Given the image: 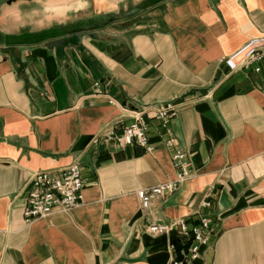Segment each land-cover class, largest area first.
<instances>
[{
  "label": "crops",
  "instance_id": "crops-1",
  "mask_svg": "<svg viewBox=\"0 0 264 264\" xmlns=\"http://www.w3.org/2000/svg\"><path fill=\"white\" fill-rule=\"evenodd\" d=\"M260 35L264 0L1 1L0 264H171L189 235L148 226L201 213L212 234L192 264H264V63H223ZM133 111L150 151L94 142ZM167 136L192 176L142 211L136 191L175 176ZM74 162L81 203L25 223L31 175Z\"/></svg>",
  "mask_w": 264,
  "mask_h": 264
},
{
  "label": "built area",
  "instance_id": "built-area-1",
  "mask_svg": "<svg viewBox=\"0 0 264 264\" xmlns=\"http://www.w3.org/2000/svg\"><path fill=\"white\" fill-rule=\"evenodd\" d=\"M223 63L229 72L250 65H254L256 72L260 71V64L264 63V35L248 39L240 48L228 55ZM176 112L177 104L175 101L163 103L155 108L154 119L159 122L160 129L164 134L169 132V120ZM99 141L114 142L122 148L136 144L146 151L152 149L148 143V124L144 120L143 113L138 111L132 112V121L123 128L121 134L116 135L110 131L94 139V142ZM164 143L173 149L171 159L175 176L172 180L136 191L142 211L150 208L153 198L174 193L192 176L187 154L175 145V139L167 136ZM84 182L85 179L79 162H74L56 172L40 171L33 173L29 180L30 190L22 210L25 223L36 218L46 217L56 210L69 211L77 207L82 200ZM209 206L210 203L207 201L201 204L202 209ZM148 231L154 235L171 234L172 232H177L180 236L189 235L184 242L182 260L172 259L171 264H192L201 257L203 249L209 245L212 234L211 219L201 213L196 226L188 227L184 220H176L167 224L152 223L148 226ZM171 248L174 249V246Z\"/></svg>",
  "mask_w": 264,
  "mask_h": 264
},
{
  "label": "water",
  "instance_id": "water-1",
  "mask_svg": "<svg viewBox=\"0 0 264 264\" xmlns=\"http://www.w3.org/2000/svg\"><path fill=\"white\" fill-rule=\"evenodd\" d=\"M1 1H6V2L9 3V2L14 1V0H0V2H1Z\"/></svg>",
  "mask_w": 264,
  "mask_h": 264
}]
</instances>
